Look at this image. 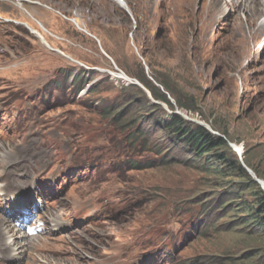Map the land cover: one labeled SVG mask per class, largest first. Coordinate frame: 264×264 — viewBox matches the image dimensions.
<instances>
[{"label": "rangeland", "instance_id": "374dc122", "mask_svg": "<svg viewBox=\"0 0 264 264\" xmlns=\"http://www.w3.org/2000/svg\"><path fill=\"white\" fill-rule=\"evenodd\" d=\"M261 196V2L0 0V264H264Z\"/></svg>", "mask_w": 264, "mask_h": 264}, {"label": "trees", "instance_id": "16d2710c", "mask_svg": "<svg viewBox=\"0 0 264 264\" xmlns=\"http://www.w3.org/2000/svg\"><path fill=\"white\" fill-rule=\"evenodd\" d=\"M80 76H81L80 74L75 75L70 85L72 86L75 83V81L81 80L80 83L75 87L76 93L81 91L84 88L83 84L85 80H83V77L80 78ZM144 84L150 89V91L153 93L155 98L163 99L157 95V93L154 91L152 86L149 85V83H144ZM108 110H109V107L106 108V111ZM165 127H167L168 130H173L174 133L180 139L186 142L190 147H192L200 155H209V153H211L215 148H218L221 145L227 143V141L224 138L215 137L211 132H209L203 126L193 127L191 124L186 122L182 116L178 114L172 116L170 118V124H166ZM141 135L143 134L141 133ZM137 136L138 134L133 137L132 139L134 141L133 144H136L138 142ZM148 143L149 141L145 139L142 141V146L144 147ZM218 158H224V157L221 154H218ZM257 216H258L257 218L258 220L256 221L259 222V225L260 226L264 225V196H261L259 198Z\"/></svg>", "mask_w": 264, "mask_h": 264}, {"label": "bare ground", "instance_id": "6f19581e", "mask_svg": "<svg viewBox=\"0 0 264 264\" xmlns=\"http://www.w3.org/2000/svg\"><path fill=\"white\" fill-rule=\"evenodd\" d=\"M178 1H180L182 3V5H186L188 3L193 2V0H178ZM208 1H209V9L210 10H212V9H221L226 4H232V3H236L237 5H243V6L247 7V8H249L250 10H252L253 5L256 4V3H258V2H261V4H263V10H264V0H208ZM164 12H166V11H164ZM32 29H33V33H35L36 35H38L43 41L44 40L46 41V39L41 35L40 32H38L34 28H32ZM124 75H125V78L124 79H127L128 81H130V79H129L130 77L128 78L126 76V74H124Z\"/></svg>", "mask_w": 264, "mask_h": 264}, {"label": "water", "instance_id": "95a60500", "mask_svg": "<svg viewBox=\"0 0 264 264\" xmlns=\"http://www.w3.org/2000/svg\"><path fill=\"white\" fill-rule=\"evenodd\" d=\"M131 81V80H130Z\"/></svg>", "mask_w": 264, "mask_h": 264}]
</instances>
